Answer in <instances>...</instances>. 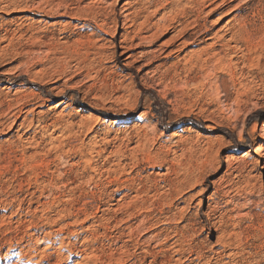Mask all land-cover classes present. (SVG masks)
I'll return each mask as SVG.
<instances>
[{
	"label": "rangeland",
	"instance_id": "1",
	"mask_svg": "<svg viewBox=\"0 0 264 264\" xmlns=\"http://www.w3.org/2000/svg\"><path fill=\"white\" fill-rule=\"evenodd\" d=\"M158 1L0 0V264H264V50L232 81L196 59L200 27L151 39ZM186 10L212 34L264 24V0Z\"/></svg>",
	"mask_w": 264,
	"mask_h": 264
},
{
	"label": "bare ground",
	"instance_id": "2",
	"mask_svg": "<svg viewBox=\"0 0 264 264\" xmlns=\"http://www.w3.org/2000/svg\"><path fill=\"white\" fill-rule=\"evenodd\" d=\"M227 3V0H159L158 4H156L157 6H161L156 8L157 10L154 11V15H151L150 19L154 18L157 16V14H159V12L161 10H165L167 12H165V14L162 16V18L160 19L159 22H150V28L147 29L148 31L152 32L151 34V39H155L158 38V36L160 34H164V32H166V30H168V28H175V29H181L178 33L177 36L173 37L172 40H179L182 41V45H186L187 44V39L186 36H188V33H190V31H193V29L195 28H199V35L193 40L192 43H198L200 44H206L207 48H205L201 53L196 54V59L200 60V59H204V56H206L207 60L210 61V63H212L214 65V69L220 71V72H224V74H230L229 79L231 78L232 81L237 78L236 76V70L234 71V69L236 68V64L237 62L234 61L235 59V55L238 54V52L242 48L245 49V51L247 52V55H249L248 57H251L252 60L251 63L254 62V58L256 57H260L259 55V49L261 48L262 50H264V24L261 26L256 25L253 22V18H249L248 16H243L240 17L239 15L234 16L230 21L227 22V24H225V26L218 31L217 33L212 34L211 33V29L210 27H208V24H205L203 26L199 25V21L195 20L193 24V27L189 29V24H184V22L186 21V16L185 13L187 12L186 10V6L188 5V7H204L205 10H207V15L208 16H215L222 8L223 6ZM144 4V3H143ZM185 4V5H184ZM143 7V6H142ZM150 8V7H149ZM145 9V8H144ZM241 9V8H240ZM152 11V10H150ZM169 15V16H168ZM146 17V16H145ZM141 18V17H140ZM256 19V18H255ZM138 20V19H137ZM152 21V20H151ZM220 21H222V18L218 19L215 21L214 24H218V22L220 23ZM147 22V21H146ZM263 22V21H262ZM143 26V25H142ZM191 26V25H190ZM143 28V27H142ZM143 30V29H142ZM195 32V31H194ZM224 33V34H223ZM195 34V33H194ZM223 34V35H221ZM231 34V37L229 39H226V36H229ZM145 38V37H144ZM149 38V37H148ZM146 39V38H145ZM123 42V41H122ZM209 42H213L210 45H207ZM194 45V44H193ZM243 49V50H244ZM263 53V52H262ZM246 55V54H245ZM242 56V55H241ZM238 57V56H237ZM130 58V57H128ZM143 58V56H142ZM243 59V58H242ZM245 60V59H244ZM237 61V60H236ZM258 61V60H257ZM260 61V60H259ZM258 61V62H259ZM257 62V63H258ZM250 63V62H248ZM259 65V64H258ZM253 67V65H252ZM259 67V66H258ZM219 72V73H220ZM225 74V75H226ZM224 79V78H223ZM244 79V78H243ZM242 79V80H243ZM218 80V79H217ZM237 80V79H236ZM216 82V81H215ZM218 83V82H217ZM236 84V83H235ZM255 85V84H254ZM238 90L242 91L243 93H245L244 97H242L241 103H249L250 101V96L248 94H252L255 90L253 87L250 86H246L244 84V80L240 81L238 83ZM226 89V88H225ZM239 99V98H238ZM237 99V104L235 103V113H242L243 112V107L242 104H239L240 102H238ZM258 106V105H257ZM229 109V108H228ZM91 116H94L96 114H93L91 111L89 112ZM245 113V112H244ZM248 114V113H247ZM245 120V119H244ZM115 124H123L126 123V121H122V120H117L114 119L113 120ZM128 123V122H127ZM124 125V124H123ZM126 127V126H125ZM245 122L243 123L242 126V131L240 132L241 134L239 135V137L244 133L245 131ZM252 133L253 137L250 140V146L251 148L255 147V154L257 155V160H253L255 167L258 165H260V161L262 159H264V143L260 144L261 141H264V125L263 128L261 129V134L257 135L258 133V128L257 126H255L252 129ZM119 136V135H118ZM123 136V135H122ZM175 136V135H174ZM220 137L219 141V145H220V150L218 151V156H220V154L224 153L225 149L228 147L227 144L225 143V141L223 140V136H218ZM243 137V135L241 136V138ZM243 139V138H242ZM216 140V139H215ZM241 140V139H240ZM145 144V143H144ZM229 145V144H228ZM213 147V146H212ZM210 146V148H212ZM253 150V149H252ZM252 150L250 151L252 154ZM206 152V151H205ZM210 152V151H209ZM204 154V152H203ZM202 154V156H203ZM248 157L251 156L250 154H246ZM166 157V156H165ZM217 157V156H216ZM151 158V157H150ZM210 158V156H209ZM218 158V157H217ZM225 159L227 160V162H229V157H225ZM232 159V158H231ZM230 159V161H231ZM250 159V158H249ZM199 160V159H198ZM201 160V159H200ZM207 160V159H206ZM204 160V161H206ZM219 160V159H218ZM234 160V159H233ZM150 161V160H149ZM203 161V160H201ZM210 161V160H207ZM221 161V160H220ZM163 162V161H162ZM157 163V162H156ZM201 163V162H200ZM199 163V164H200ZM210 163V162H209ZM208 163V164H209ZM230 163V162H229ZM228 163V164H229ZM249 163V162H248ZM252 163V162H251ZM195 164V163H194ZM202 164V163H201ZM205 164V162H204ZM219 164V162H218ZM250 164V163H249ZM207 165V164H206ZM204 166L205 168L207 166ZM232 164L230 163V166ZM236 165V164H235ZM196 166V165H195ZM210 166V165H209ZM229 166V165H228ZM198 167V165H197ZM194 168V167H193ZM200 168V167H198ZM204 168V169H205ZM229 168V167H228ZM231 168L233 169L232 172H240L241 174L247 173L248 171V164L246 163V160H244L243 162H241L239 164V166H235V168H233L231 166ZM259 168V167H258ZM196 169V168H195ZM230 169V168H229ZM264 169V167H263ZM191 172V170H189ZM198 171V170H197ZM230 171V170H229ZM231 172V173H232ZM200 175H203V173H205V171L199 170L198 172H196ZM196 173H192L193 175L196 176ZM207 173V170H206ZM251 173V172H249ZM187 175V174H186ZM189 176V175H188ZM191 176V174H190ZM205 176V175H204ZM227 176V175H226ZM250 176V175H249ZM247 179V183H248V187L250 191H254V185L252 184V177H249ZM235 177V176H234ZM240 177V176H239ZM179 178V177H178ZM182 179V178H181ZM187 179V178H186ZM206 179V178H205ZM204 179V180H205ZM181 182V181H180ZM180 182L174 183L172 185V190L174 191V193H180L181 188L180 186ZM188 184L191 183V180L187 181ZM246 183V184H247ZM171 184V183H169ZM218 185V184H217ZM171 187V186H170ZM257 187V186H255ZM258 189H260L258 187ZM153 190V189H152ZM218 190V189H217ZM247 192V191H246ZM149 193V191H148ZM248 193V192H247ZM246 193V194H247ZM251 193V192H250ZM249 193V194H250ZM163 194V193H162ZM213 194V193H212ZM160 195V194H159ZM167 195V194H165ZM161 196V195H160ZM159 196V197H160ZM164 196V195H163ZM152 197V196H151ZM168 197V196H167ZM194 198V197H193ZM212 198V197H211ZM168 199V198H167ZM195 199V198H194ZM217 199V198H216ZM164 200V199H163ZM210 200V198H209ZM214 200V199H212ZM255 200V199H254ZM253 201V200H252ZM134 202V201H133ZM201 202V201H200ZM199 202V203H200ZM151 203V202H150ZM192 203V202H191ZM128 204V203H127ZM144 205V203H143ZM202 205V204H201ZM136 206V205H135ZM130 208V207H129ZM126 209V208H125ZM127 210V209H126ZM134 210V209H133ZM127 213V212H126ZM188 215V214H187ZM261 221V220H260ZM141 226V225H140ZM216 226V225H215ZM219 232V234H222V229L221 228H217V230ZM224 234V233H223ZM235 234V233H234ZM240 235V234H239ZM242 235V234H241ZM236 236V235H235ZM183 237V236H182ZM181 237V238H182ZM193 238V237H192ZM219 241L221 240V237L218 239ZM225 241V240H224ZM193 243V242H192ZM189 244V243H188ZM227 246V245H226ZM189 247V246H188ZM197 247V246H196ZM193 248V247H192ZM191 248V249H192ZM203 248V247H202ZM48 249V248H47ZM180 250V249H179ZM176 255V254H175ZM124 256V255H123ZM181 258V257H180ZM204 258V257H203ZM202 258V259H203ZM180 261V260H179Z\"/></svg>",
	"mask_w": 264,
	"mask_h": 264
}]
</instances>
